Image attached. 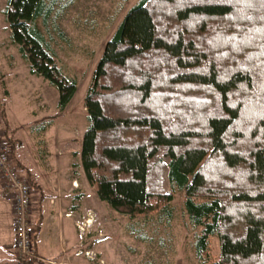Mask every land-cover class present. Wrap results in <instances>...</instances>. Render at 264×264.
I'll list each match as a JSON object with an SVG mask.
<instances>
[{
    "label": "trees",
    "instance_id": "16d2710c",
    "mask_svg": "<svg viewBox=\"0 0 264 264\" xmlns=\"http://www.w3.org/2000/svg\"><path fill=\"white\" fill-rule=\"evenodd\" d=\"M63 8H6L13 41L60 90L62 111L78 89L54 74ZM85 103L81 164L101 200L132 218H172L181 196L201 264H264V0H139L105 43ZM36 252L34 242L24 264Z\"/></svg>",
    "mask_w": 264,
    "mask_h": 264
},
{
    "label": "rangeland",
    "instance_id": "374dc122",
    "mask_svg": "<svg viewBox=\"0 0 264 264\" xmlns=\"http://www.w3.org/2000/svg\"><path fill=\"white\" fill-rule=\"evenodd\" d=\"M138 1L61 0L64 8L59 24L66 39L60 38L56 31L51 32L56 51L54 74L67 84L73 80L78 83L73 100L62 111L59 109L60 90L41 75L31 73L13 41L6 14L8 0H0V100L4 102L6 117V121L4 118L0 121V130L6 123L20 140L24 156L30 159L25 160L19 152L16 157L13 154L15 165L21 168L23 164L33 166V154L41 148L34 129L52 117L55 126L66 129V132L53 133L51 143L59 136L62 146L57 151L51 147L52 156L46 159L57 160L53 155L64 154L62 161L68 162L63 164V170L81 179L86 190L87 217L81 223L84 231H80L82 236H87L88 247H91L86 251L90 250L95 257L85 255V264H201L195 254V231L186 223L181 196L169 205L172 218L165 214H154L146 219L123 215L99 198L84 176L76 152L89 125L85 96L93 70L105 43ZM3 88L8 91L7 96ZM209 254L214 260L220 256L217 236L210 240ZM61 261L67 263V260Z\"/></svg>",
    "mask_w": 264,
    "mask_h": 264
},
{
    "label": "crops",
    "instance_id": "0c3cea01",
    "mask_svg": "<svg viewBox=\"0 0 264 264\" xmlns=\"http://www.w3.org/2000/svg\"><path fill=\"white\" fill-rule=\"evenodd\" d=\"M3 118L6 121L5 114L2 120ZM1 131L10 138L15 157L19 152L25 160L30 161L26 155L24 156L21 142L10 132L8 124L5 123ZM58 131L66 132V129L63 126H55L54 123L46 129H42L41 126L34 129L33 132L36 134L34 137L39 138L37 144L41 150L34 152V158L31 159L34 161L33 166L23 164L18 168L22 176L30 180L33 188L30 218L33 224H38L39 227L34 237L36 255L39 257L36 264H52L51 262L61 260H67L66 264H85L86 256L80 252H85L91 247H88L87 236H82L78 225L87 217V194L82 186V180L74 177L75 174L63 170V164L68 162L66 159L65 162L62 161L64 154L53 155L57 160L50 159L51 147L57 151L62 146L58 140L59 136L55 137L54 144L51 143L53 133ZM80 150L81 147L76 152L81 162ZM48 156L49 159H46ZM83 173L86 176L85 172ZM14 220V200L12 196H6L2 191L0 178V264H18Z\"/></svg>",
    "mask_w": 264,
    "mask_h": 264
},
{
    "label": "built area",
    "instance_id": "2783aa9c",
    "mask_svg": "<svg viewBox=\"0 0 264 264\" xmlns=\"http://www.w3.org/2000/svg\"><path fill=\"white\" fill-rule=\"evenodd\" d=\"M0 121L2 114L0 112ZM0 178L2 180V191L6 196H12L14 200L15 213V248L17 251V263L24 264V260L33 254L35 226L30 218L33 204V189L31 183L25 179L13 157L12 143L0 130ZM81 231L84 227L78 225ZM80 253H83L82 251ZM85 255L94 259L95 254L90 250ZM55 264V263H54ZM56 264H66L57 262Z\"/></svg>",
    "mask_w": 264,
    "mask_h": 264
}]
</instances>
